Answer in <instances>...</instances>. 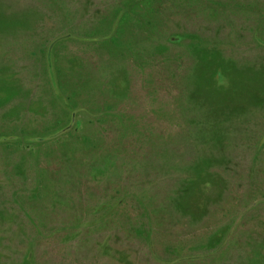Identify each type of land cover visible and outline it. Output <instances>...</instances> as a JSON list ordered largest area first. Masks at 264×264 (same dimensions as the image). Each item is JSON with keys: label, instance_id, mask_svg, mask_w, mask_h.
I'll return each mask as SVG.
<instances>
[{"label": "rangeland", "instance_id": "1", "mask_svg": "<svg viewBox=\"0 0 264 264\" xmlns=\"http://www.w3.org/2000/svg\"><path fill=\"white\" fill-rule=\"evenodd\" d=\"M255 1L0 0V264H264Z\"/></svg>", "mask_w": 264, "mask_h": 264}, {"label": "trees", "instance_id": "2", "mask_svg": "<svg viewBox=\"0 0 264 264\" xmlns=\"http://www.w3.org/2000/svg\"><path fill=\"white\" fill-rule=\"evenodd\" d=\"M264 2V0H258V1H255V2H253V5L254 4H258V3H263ZM167 23H169V21L167 22ZM258 25V22H255V24H254V27H256ZM181 34H183V33H181ZM185 35V34H184ZM196 36L195 37H192V38H197V39H199V37H198V35H200L199 33L198 34H195ZM188 36H190V35H186V37H184V38H182V40H181V42L182 41H185L186 40V38L188 37ZM262 39V38H261ZM263 40V39H262ZM264 41V40H263Z\"/></svg>", "mask_w": 264, "mask_h": 264}]
</instances>
